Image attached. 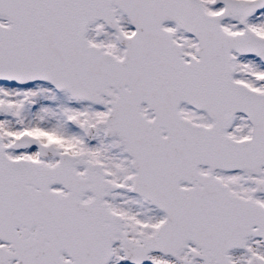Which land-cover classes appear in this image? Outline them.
Here are the masks:
<instances>
[{
    "label": "snow or ice",
    "instance_id": "1",
    "mask_svg": "<svg viewBox=\"0 0 264 264\" xmlns=\"http://www.w3.org/2000/svg\"><path fill=\"white\" fill-rule=\"evenodd\" d=\"M0 264H264V0H0Z\"/></svg>",
    "mask_w": 264,
    "mask_h": 264
}]
</instances>
